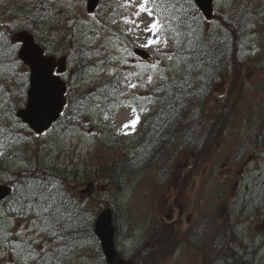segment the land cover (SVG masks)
<instances>
[{
  "label": "rangeland",
  "instance_id": "1",
  "mask_svg": "<svg viewBox=\"0 0 264 264\" xmlns=\"http://www.w3.org/2000/svg\"><path fill=\"white\" fill-rule=\"evenodd\" d=\"M2 1L10 5L20 0ZM124 2L101 0L94 11L88 12L87 0H46L49 7L44 11L45 22L53 24L51 32L56 36V42L50 44L52 49L62 51L69 45L70 37L73 41L81 38L90 45V62L96 66L75 80L72 64L67 63L63 76L69 88L67 107L61 119L42 132L46 135L34 133L15 116L26 98L28 68L16 61L0 71V142L3 143L0 151L5 153L0 157V182L17 188L19 195L22 192L21 197L25 190L18 188L17 181L25 169L31 166L59 169L69 178L67 190L84 211L79 210L84 221L87 217L89 227H93L103 208L113 206L121 232L117 244L125 255L131 252V256L141 240L152 243L151 239L147 240V229L155 221L174 222L175 233H179L189 227V222L216 216L218 223L222 221L226 231L230 230L223 241L236 249L243 261L264 264V143L254 149L241 147L242 140L251 137L248 132L252 122L258 124L262 120L264 108L259 103L263 94L255 85L263 78L264 71L251 70L248 64L243 67L251 88L233 119L236 133L221 140L203 166L196 169L191 155L184 154L173 176L155 191L147 186H133L134 178L119 189L111 183L110 169L124 162L125 152L131 151L128 135L135 130L123 129L122 125L135 118L133 108L139 120L153 109L152 91L161 84V73L167 68L174 71L179 64L176 50L180 38L174 31L162 33L167 36V47H141L150 33L133 31L126 35L130 26L122 18L131 15L135 8L123 7ZM141 19L145 23L148 20L146 16ZM4 21L19 24L21 19L5 17ZM164 22L176 29L174 19L168 14L164 15ZM13 45L16 44L10 39L4 46L0 44V51L16 55L18 45L15 48ZM135 48L144 49L149 56L136 55ZM167 55L173 59L168 60ZM152 63H158L156 70L137 67ZM129 73L138 75L128 77ZM149 75L153 80L147 84ZM129 80L141 86L129 88L126 86ZM214 90L217 96L225 87L217 85ZM260 134L264 137V119ZM98 168V176H93ZM88 183L91 184L87 186ZM20 202L24 203L17 201V205ZM37 211L26 209V214L17 215L15 211L2 210L0 264H25L24 256H17V245L26 249L25 255L34 250V257L26 264H107L95 235L81 236L80 244L64 245L57 236L69 227V222L63 220L64 214L58 223L49 219L46 224L48 214L38 216ZM71 213L76 215L75 211ZM161 250L140 264H205L206 261L188 243H179L175 249L165 252ZM210 257L213 260L208 257L206 261L210 264H227L218 257Z\"/></svg>",
  "mask_w": 264,
  "mask_h": 264
},
{
  "label": "trees",
  "instance_id": "2",
  "mask_svg": "<svg viewBox=\"0 0 264 264\" xmlns=\"http://www.w3.org/2000/svg\"><path fill=\"white\" fill-rule=\"evenodd\" d=\"M187 3L191 4L190 8ZM187 3L186 0H163L161 3V12L174 19L175 28L180 32L179 47L176 50L179 64L176 70L167 68L161 73L162 82L152 91L154 111L139 120L130 135L131 151L125 152L124 162L110 169L111 183L116 184L118 189L129 185L134 178L133 186H147L150 191H155L173 176L178 160L184 154L191 155L196 169L203 166L216 145L232 132L236 133L232 122L251 88L243 67L248 64L251 70L264 71V0H216L214 15L210 20L203 17L193 0H187ZM48 7L46 0H20L10 5L6 1L0 2V44L4 46L8 43L19 27L33 33L45 51L55 54L56 50L48 48H52L50 44L56 42V36L51 32L53 24L40 19L45 16L44 11L47 12ZM193 15L197 19H192ZM5 17L15 20L20 18L21 21L19 24L5 22ZM189 32L191 35H188ZM68 44L65 51L69 53L72 67L74 66V76L79 77L88 68L96 66H92L90 62L91 47L81 38L73 41L70 37ZM15 56L0 51V71L16 62ZM181 57L184 59L181 60ZM217 85L225 87V90L214 96ZM255 86L263 94L259 105L264 108V76ZM261 117L260 123L252 122L250 125L248 136L251 137L245 138L247 134L243 136V149H254L264 143V137L260 134L264 112ZM97 172L99 168L94 171L93 176H98ZM18 177V188L25 190L23 195L27 193L26 181L51 179L58 182L57 188L63 193V197L58 200L67 201L61 208L65 218L63 220L68 221L70 227L69 229L67 226L57 234L62 244H80L81 236L94 235L86 216L84 221L81 213L84 211L67 190L69 178L59 169L31 166ZM20 195L18 189L14 188L8 197L0 201L2 210L6 213L13 212L9 210V206L17 208L19 205L13 198ZM23 202L25 204L28 201ZM109 206L113 208L112 205ZM73 211L76 215L71 213ZM113 222L118 242L121 232L114 212ZM174 224L176 223L163 222L161 219L155 221L147 229V240L151 239L152 243L145 244L141 240L127 258L132 259L134 264H140L155 257L161 249L165 252L175 249L179 243H188L198 249L206 261L208 257L210 261L213 260L210 257L212 255L227 264H255L253 261H243V256L223 241L230 230L226 231L224 223H218L216 216L198 218L179 233H175ZM56 229L58 231L59 227ZM206 261L205 264H210Z\"/></svg>",
  "mask_w": 264,
  "mask_h": 264
},
{
  "label": "water",
  "instance_id": "3",
  "mask_svg": "<svg viewBox=\"0 0 264 264\" xmlns=\"http://www.w3.org/2000/svg\"><path fill=\"white\" fill-rule=\"evenodd\" d=\"M206 18L213 15L214 0H194ZM98 0L87 1V11L97 6ZM17 40L22 42L18 55L29 66V89L24 108L17 111V116L27 123L35 132L47 129L59 116L65 104V83L58 75H54V67L58 63V71H64L65 58L56 62L55 57L43 54L41 47L34 42L33 36L26 31L17 32ZM135 53L146 57L144 50L136 49ZM11 191L8 185L0 184V199ZM94 233L98 237L102 252L108 264H133L130 259L123 258L115 246V227L112 221V210L102 209L94 222Z\"/></svg>",
  "mask_w": 264,
  "mask_h": 264
},
{
  "label": "snow or ice",
  "instance_id": "4",
  "mask_svg": "<svg viewBox=\"0 0 264 264\" xmlns=\"http://www.w3.org/2000/svg\"><path fill=\"white\" fill-rule=\"evenodd\" d=\"M2 2V0H0ZM51 2V0H49ZM161 3H163V0H125L123 7L125 8H131L134 7L135 11L131 13L129 16H125L122 18V22L126 25H129L128 32L126 35L131 34L133 31H139L143 32L145 34L150 33L151 35L148 36L147 41L140 45L143 48H151L159 45H164L165 47L168 46V39L166 35H162V33H167L168 31H174L177 36L180 35V32L176 29L172 28L171 23H165L164 22V14L161 12ZM187 3V0H186ZM175 5H173L174 7ZM181 7H184V5H181ZM187 7H191L190 3H187ZM187 14V13H185ZM143 16H146L148 18L147 22L145 23L141 18ZM46 16H41L40 19H45ZM176 19H179V17H175ZM192 19H197L194 15L192 16ZM26 26H27V22ZM186 23V21L184 22ZM143 24V27L141 26ZM190 27V25H189ZM188 35H191V32L188 33ZM138 38V36H137ZM179 43V41H177ZM189 46H191V41H189ZM16 45H13V48H15ZM124 51H127L125 48ZM131 55L132 53H128ZM166 58L168 60H172V55H167ZM184 58L181 57V60ZM126 62V61H125ZM137 67H147L151 68L153 70H156L158 68V63H152L150 65H137ZM170 70V69H169ZM54 75H59L58 73H55ZM137 73H129L128 77H134L137 76ZM126 77V80L128 79ZM163 78V76L161 77ZM153 80V77L151 75L148 76L146 83L150 84ZM129 88H137L141 85H138L137 83H132L130 80L126 85ZM67 107V105H65ZM133 114L135 116L134 119L130 120L128 123L122 125L123 129L132 128L135 129L136 125L139 123V115L137 114V110L135 108L132 109ZM60 115H63V113H59ZM107 119V117H105ZM47 133H38V135H46ZM125 135H127V132H124ZM0 147H3V143L0 142ZM5 153L0 151V157L4 156ZM27 184V193L25 195H22L21 197H14V201H24L27 200L29 203L24 204L22 202L19 203V206L17 208H12L11 205L9 206L10 211H15L17 215H24L26 214V209H38L37 215L41 216L43 213H47L48 216L45 217V223L47 224L49 219H54L56 222H59V218L61 215H63V212L61 211L62 204H66L67 201L58 200V198L63 197V193H61L57 188V182L55 180H46V181H26ZM49 184L51 185L49 187ZM53 189H57V191H53ZM33 198H35V203H33ZM3 212L0 210V215H2ZM54 227V225H53ZM0 230H4L0 228ZM19 235V233H17ZM55 235V233H53ZM17 248V256H24L25 264L28 260H31L34 257V250L33 251H27V254L25 255L26 249L22 248L20 245L16 246ZM47 256V254H46Z\"/></svg>",
  "mask_w": 264,
  "mask_h": 264
},
{
  "label": "bare ground",
  "instance_id": "5",
  "mask_svg": "<svg viewBox=\"0 0 264 264\" xmlns=\"http://www.w3.org/2000/svg\"><path fill=\"white\" fill-rule=\"evenodd\" d=\"M130 253H131V252H130ZM130 253H129V254H130Z\"/></svg>",
  "mask_w": 264,
  "mask_h": 264
}]
</instances>
